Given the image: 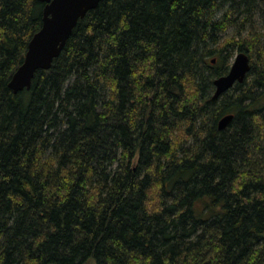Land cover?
<instances>
[{"label":"trees","instance_id":"16d2710c","mask_svg":"<svg viewBox=\"0 0 264 264\" xmlns=\"http://www.w3.org/2000/svg\"><path fill=\"white\" fill-rule=\"evenodd\" d=\"M45 5L0 0V264H264V0H101L16 94Z\"/></svg>","mask_w":264,"mask_h":264},{"label":"water","instance_id":"95a60500","mask_svg":"<svg viewBox=\"0 0 264 264\" xmlns=\"http://www.w3.org/2000/svg\"><path fill=\"white\" fill-rule=\"evenodd\" d=\"M45 2L42 27L32 36L23 63L12 75L9 86L18 93L31 88L32 80L39 69H50L55 58L62 53L68 39L80 19L89 11L97 8L101 0H40ZM216 59H213V63ZM251 70V59L247 52L239 51L235 56L230 71L214 81V98H219L237 83L245 81ZM234 114H227L219 121V128L224 129L234 119ZM59 264V263H49Z\"/></svg>","mask_w":264,"mask_h":264},{"label":"rangeland","instance_id":"374dc122","mask_svg":"<svg viewBox=\"0 0 264 264\" xmlns=\"http://www.w3.org/2000/svg\"><path fill=\"white\" fill-rule=\"evenodd\" d=\"M235 29H234V27H231L230 29H228V33H232L233 31H234ZM239 51L238 50H236L235 52H234V56L230 59V61H229V66H231L232 65V63H233V61H234V59H235V56L237 55V53H238ZM251 59V58H250ZM153 196H155V193H153Z\"/></svg>","mask_w":264,"mask_h":264},{"label":"bare ground","instance_id":"6f19581e","mask_svg":"<svg viewBox=\"0 0 264 264\" xmlns=\"http://www.w3.org/2000/svg\"><path fill=\"white\" fill-rule=\"evenodd\" d=\"M232 64H233V63H232ZM231 66H232V65H231ZM231 66H230V68H231ZM230 68H229L228 72L230 71ZM251 68H252V64H251ZM228 72H227V73H228ZM249 72H250V71H249ZM249 72H248V74H249ZM227 73H225V74H227ZM248 74H247V76H248ZM246 79H247V77H246ZM246 79H245V80H246ZM242 83H243V82H242ZM237 84H238V83H237ZM237 84H236V85H237ZM236 85H235V86H236ZM235 86H234V87H235ZM234 87H233V88H234ZM230 90H231V89H230ZM214 93H215V91H214ZM226 93H227V92H226ZM213 96H214V95H213ZM216 99H217V98H216Z\"/></svg>","mask_w":264,"mask_h":264}]
</instances>
